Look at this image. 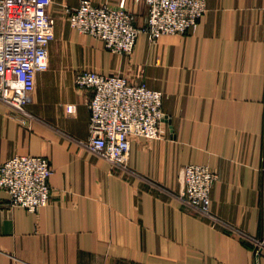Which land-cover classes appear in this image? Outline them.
<instances>
[{"label": "crops", "instance_id": "obj_1", "mask_svg": "<svg viewBox=\"0 0 264 264\" xmlns=\"http://www.w3.org/2000/svg\"><path fill=\"white\" fill-rule=\"evenodd\" d=\"M80 1L52 0L50 67L28 104L37 119L21 125L0 101V164L45 156L54 169L51 200L37 212L0 193V264H264V247L255 255L264 241V0H207L195 30L155 44L141 35L124 56L70 26L65 9ZM92 1L147 24L146 0ZM83 69L164 93L162 137L132 138L130 166L144 179L83 148L91 116L90 93L75 85ZM190 164L218 174L211 209L226 226L181 204L179 176Z\"/></svg>", "mask_w": 264, "mask_h": 264}, {"label": "built area", "instance_id": "obj_2", "mask_svg": "<svg viewBox=\"0 0 264 264\" xmlns=\"http://www.w3.org/2000/svg\"><path fill=\"white\" fill-rule=\"evenodd\" d=\"M146 2L148 21L143 27L136 25L132 12L109 4L95 5L92 0H81L78 7L66 8L65 13L72 28L124 56L135 51L141 35L155 44L164 35H185L195 30L208 10L207 0ZM51 5L52 0H0V101L27 127L37 119L28 104L38 74L50 67L49 46L56 38ZM75 85L90 93L89 137L83 148L109 163L112 171L141 177L130 166L132 138L162 137L164 93L151 89L145 81L135 83L121 74L104 75L91 69L77 72ZM67 112H76V106L68 105ZM53 173L45 156H14L0 164V193L9 195L8 206L37 212L51 200ZM218 178L208 166L186 165L179 176L177 194L185 210L213 227L226 226L211 209V193ZM263 247L264 241L259 240L257 257Z\"/></svg>", "mask_w": 264, "mask_h": 264}]
</instances>
